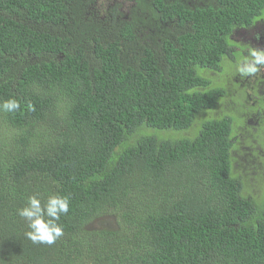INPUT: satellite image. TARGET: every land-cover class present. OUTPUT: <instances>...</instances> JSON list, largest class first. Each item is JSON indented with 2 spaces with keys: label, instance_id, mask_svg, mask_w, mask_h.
<instances>
[{
  "label": "trees",
  "instance_id": "trees-1",
  "mask_svg": "<svg viewBox=\"0 0 264 264\" xmlns=\"http://www.w3.org/2000/svg\"><path fill=\"white\" fill-rule=\"evenodd\" d=\"M96 4L0 0V103L21 105L0 111V264H264L244 169L264 132L248 157L245 119L217 117L249 103L231 37L263 30L264 0ZM33 194L70 198L54 245L24 235Z\"/></svg>",
  "mask_w": 264,
  "mask_h": 264
},
{
  "label": "clouds",
  "instance_id": "clouds-1",
  "mask_svg": "<svg viewBox=\"0 0 264 264\" xmlns=\"http://www.w3.org/2000/svg\"><path fill=\"white\" fill-rule=\"evenodd\" d=\"M231 73L241 78L249 79L264 71V50L251 48L238 61L229 65ZM199 75V73H198ZM21 108L16 99H8L0 103V111L15 113ZM70 211V198L59 194L49 195L42 199L39 194L30 195L16 215L25 222L27 231L25 237L33 244L54 245L64 236L61 217Z\"/></svg>",
  "mask_w": 264,
  "mask_h": 264
},
{
  "label": "rangeland",
  "instance_id": "rangeland-1",
  "mask_svg": "<svg viewBox=\"0 0 264 264\" xmlns=\"http://www.w3.org/2000/svg\"><path fill=\"white\" fill-rule=\"evenodd\" d=\"M116 2L120 3L121 0H97L96 5L101 10L102 9L105 10V9H108L109 6L114 5V3H116ZM257 25H259V24H257ZM258 27L259 26H255V27L248 28V29H241V30H239V32L237 34H235V37H231V41L239 43V46L242 49V50L235 49V50L239 51L238 56L239 55L244 56L251 48L264 50V26H262L263 30H260L259 29L260 27L259 28ZM258 32H259V34H257ZM226 79H227L226 86L230 90L231 95L234 94V92H235L234 89H236L237 86L239 87L241 82L244 83L245 85H247L246 88H248L252 85L251 86L252 88L249 90L250 96L253 99L251 102H249L247 105L241 107V106L235 105L234 104L236 102L235 99H233L232 97H229V98H231V102H232L231 105L232 106L227 108L226 105L228 103L225 105V109L222 108V106H221V108L218 111L220 112L222 109L223 110V112L221 113L222 115L217 116V117L230 116L235 111V113H234L235 115L237 114L239 117H243L245 119L244 123H247V127H249V130H251L250 132H246V136L244 137L245 143L243 141L244 150H246V151L250 150V154H248V157H249L252 155V152L254 150L252 144L256 142V140L253 138V134L258 133L259 128H260L259 125L264 123L263 122L264 110H260L262 115H259L256 112V110L252 108V105H251V103L253 101L258 103V106H259V102H264V71L259 73L257 76H255L253 78H249V79L241 78V77L236 76L234 74L228 76ZM242 88H244V86ZM229 102H230V100H229ZM247 108H249V109H247ZM230 109H232V110H230ZM231 111H233V112H231ZM239 122H242V121L240 120V121H238V123ZM240 136L242 137L243 135L240 134ZM256 149L259 152H261L259 146ZM254 159H256L257 162L261 161V158L259 159V157H254ZM244 162H246V160H244ZM234 166H235V162H234ZM245 167H248V166L245 165ZM256 168L248 167V168H244V169L248 173V175L252 177V182L249 183L248 186L250 187L251 190L256 189V193H259L258 187H259V183L261 180H259L256 177V174H257V172L260 171L261 172L260 175H262V174L264 175V167L263 168L256 167Z\"/></svg>",
  "mask_w": 264,
  "mask_h": 264
},
{
  "label": "flooded vegetation",
  "instance_id": "flooded-vegetation-1",
  "mask_svg": "<svg viewBox=\"0 0 264 264\" xmlns=\"http://www.w3.org/2000/svg\"><path fill=\"white\" fill-rule=\"evenodd\" d=\"M245 93H246V92H245ZM247 98H248V99H247L246 101H248V102H251V101L253 100V99L251 98V96H250L249 91L247 92ZM251 105H252V108H254L258 114L262 115L261 112H260V110H264V104H263L262 107H259V106H258V103H256V102L253 101V102L251 103ZM263 122H264V120H263ZM259 126H260L261 131L264 132V123H263V125L260 124Z\"/></svg>",
  "mask_w": 264,
  "mask_h": 264
}]
</instances>
